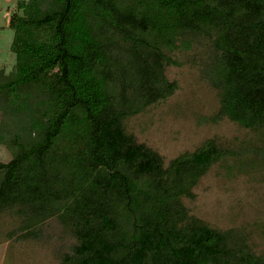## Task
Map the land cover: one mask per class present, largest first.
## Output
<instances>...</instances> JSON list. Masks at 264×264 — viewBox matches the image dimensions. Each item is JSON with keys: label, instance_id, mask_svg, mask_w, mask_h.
<instances>
[{"label": "trees", "instance_id": "16d2710c", "mask_svg": "<svg viewBox=\"0 0 264 264\" xmlns=\"http://www.w3.org/2000/svg\"><path fill=\"white\" fill-rule=\"evenodd\" d=\"M8 27L0 214L18 216L20 238L54 217L74 239L59 264H264L244 229L210 226L183 203L224 158L264 179V0H16ZM186 30L212 35L213 118L256 141L207 138L165 164L124 116L174 89L164 48Z\"/></svg>", "mask_w": 264, "mask_h": 264}, {"label": "rangeland", "instance_id": "374dc122", "mask_svg": "<svg viewBox=\"0 0 264 264\" xmlns=\"http://www.w3.org/2000/svg\"><path fill=\"white\" fill-rule=\"evenodd\" d=\"M16 0H0V66L10 70L15 55L10 49L13 31L8 27ZM212 35L183 31L172 48L165 49L164 72L174 89L124 116L127 133L157 151L167 164L170 159L192 151L207 138L216 137L222 146L248 148L256 136L226 117L214 119L219 107L221 85L208 70L213 48ZM0 144V161L10 159ZM236 158L213 164L192 188L193 199L184 197L190 213L210 226L242 228L256 253L264 251V179L257 168L238 169ZM236 166V167H235ZM19 218L0 214V264H59L60 256L74 242L53 217L47 219L34 238H20Z\"/></svg>", "mask_w": 264, "mask_h": 264}]
</instances>
